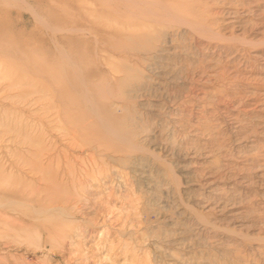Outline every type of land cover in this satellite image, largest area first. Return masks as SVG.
Masks as SVG:
<instances>
[{"label":"rangeland","instance_id":"1","mask_svg":"<svg viewBox=\"0 0 264 264\" xmlns=\"http://www.w3.org/2000/svg\"><path fill=\"white\" fill-rule=\"evenodd\" d=\"M145 1L0 0V264H264V0Z\"/></svg>","mask_w":264,"mask_h":264},{"label":"bare ground","instance_id":"2","mask_svg":"<svg viewBox=\"0 0 264 264\" xmlns=\"http://www.w3.org/2000/svg\"><path fill=\"white\" fill-rule=\"evenodd\" d=\"M150 1V0H149ZM148 1V2H149ZM118 3H120V6L121 7H124V8H131V7H134V8H137L141 13H144V15H142V16H146L147 17V20L149 21H151L152 20V24L151 25H153L154 23L156 24V25H158V26H163V25H165L164 23H167L168 21L169 22H175V23H183V16H178V15H175L174 17L173 16H163V15H161V13H160V9L158 8V4H157V2H155V1H150V3H148L147 4V1H145V0H143L142 2H139V1H137V0H118ZM144 3H146V4H144ZM256 10V9H255ZM149 12V13H148ZM147 13H148V16H147ZM170 17H171V19L172 20H168V19H170ZM150 24V23H149ZM152 31V30H151ZM58 79V78H57ZM60 81V80H59ZM61 87V86H60ZM58 88V87H57ZM63 89H65V88H63ZM55 90H57V89H55ZM62 92V91H61ZM60 92V90L59 91H57V97L58 98H60V99H62V93ZM55 93H56V91H55ZM88 94H90V93H85V94H79V96L77 97V96H74V95H69V97H70V99H71V101H72V103H76L77 101H78V108H76V110H73V108L72 107H70V111H68V109H67V107L68 106H64L63 104L61 105V107H63L62 109H64L65 111H62V113H63V117L66 119H69L70 121H69V123H71L72 124V128H68L67 129V133L68 132H73V133H75V134H78V133H83V134H87L88 135V133H91V134H96L95 132V129L90 125V124H84V122H83V120H84V118L83 117H85V115L83 114V110H81V109H79V104L81 105V107L84 105V104H86V105H91V107L92 108H94V111L95 110H97V103L95 104V102H92L91 101V99H90V95H88ZM55 96H56V94H55ZM68 99V98H67ZM66 100V99H65ZM58 101V100H57ZM67 101V100H66ZM69 101V100H68ZM70 102V101H69ZM82 109H83V107H82ZM77 113H78V115H77ZM76 116H79V117H81V118H83V120L80 122V121H77L76 119L77 118H75ZM66 119V120H67ZM93 123V122H92ZM111 130V128H106V130ZM87 132V133H86ZM70 134V133H69ZM90 137H92V136H90ZM86 140H89V139H86ZM90 141V140H89ZM88 141V142H89ZM86 151V150H85ZM92 160V159H91ZM94 160V159H93ZM85 163V162H84ZM88 164H89V162H87ZM65 165V164H64ZM85 165H86V163H85ZM95 165V164H94ZM88 171V169H86V172ZM70 173V172H69ZM88 174V173H87ZM77 175V174H76ZM85 175H86V173H85ZM88 176V175H87ZM74 178V177H73ZM76 178H78V176L76 177ZM45 179L46 178H44V180L43 181H45ZM47 180V179H46ZM49 180H50V178H49ZM48 180V181H49ZM75 180V179H74ZM72 181H73V179H72ZM47 182V181H46ZM73 182H75V181H73ZM72 182V183H73ZM48 183H50V182H48ZM54 185V184H53ZM53 188V187H52ZM46 189H48V188H46ZM52 191V190H51ZM50 191V192H51ZM45 192H47V191H45ZM49 192V195L50 194H52V193H50ZM52 192H54V191H52ZM57 193L59 194L60 192L59 191H57ZM61 193H62V191H61ZM63 194V193H62ZM62 194H60V198L61 197H63V196H61ZM56 195V194H55ZM65 197V196H64ZM60 200H62V199H60ZM62 202H64L63 200H62ZM52 206L53 205H51V207L50 208H52ZM55 206H58V204H56ZM59 206H60V203H59ZM46 209V208H45ZM35 211V210H34ZM52 219V218H51ZM13 221V220H12ZM54 221H55V219H54ZM53 223V222H52ZM30 229V228H29ZM29 229H28V231H29ZM13 230V229H12ZM14 231V230H13ZM20 233H27V231H22V230H20ZM37 233V232H36ZM31 234V233H30ZM37 234H39V233H37ZM36 234V235H37ZM35 235V236H36ZM30 236H34V235H30ZM39 236V235H38ZM32 239H33V237H32ZM39 243V242H38ZM37 243V244H38ZM33 246H34V244H33ZM38 247V246H37ZM32 248V247H31Z\"/></svg>","mask_w":264,"mask_h":264}]
</instances>
